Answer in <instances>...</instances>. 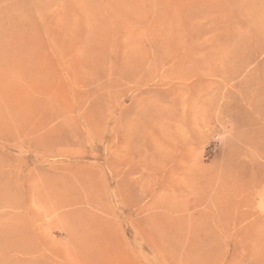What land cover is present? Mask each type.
I'll list each match as a JSON object with an SVG mask.
<instances>
[{
	"label": "rangeland",
	"instance_id": "374dc122",
	"mask_svg": "<svg viewBox=\"0 0 264 264\" xmlns=\"http://www.w3.org/2000/svg\"><path fill=\"white\" fill-rule=\"evenodd\" d=\"M0 166V264H264V0H0Z\"/></svg>",
	"mask_w": 264,
	"mask_h": 264
},
{
	"label": "bare ground",
	"instance_id": "6f19581e",
	"mask_svg": "<svg viewBox=\"0 0 264 264\" xmlns=\"http://www.w3.org/2000/svg\"><path fill=\"white\" fill-rule=\"evenodd\" d=\"M0 168H1V166H0ZM10 179V178H9ZM3 180V179H2ZM258 180V179H257ZM260 180V179H259ZM262 181V180H261ZM5 183V182H4ZM8 184V183H7ZM1 185H3V184H1ZM1 187V186H0ZM5 187V186H4ZM16 188V187H15ZM3 189H5V188H3ZM8 189V188H7ZM16 192H17V190H16ZM10 193V192H9ZM249 193V192H248ZM250 194V193H249ZM1 195V194H0ZM3 195V194H2ZM2 195L0 196V197H2ZM248 195V194H247ZM8 196V195H7ZM37 196H39V195H37ZM246 196V195H245ZM6 197V196H5ZM7 198V197H6ZM5 198V199H6ZM14 198V197H13ZM39 198V197H38ZM0 201H1V199H0ZM6 200H4L3 202H5ZM17 202V201H16ZM4 205V204H3ZM14 205V204H13ZM1 206V205H0ZM5 206H7V205H5ZM11 207V206H10ZM23 207V206H22ZM18 208V207H17ZM5 214H7L8 215V213H5ZM4 214V215H5ZM19 214V213H18ZM1 215H2V213H1ZM14 215V214H13ZM3 216V215H2ZM16 217H17V214H16ZM21 217V216H20ZM7 218H8V216H7ZM5 219V218H4ZM10 219H12V218H10ZM6 220V219H5ZM1 222V221H0ZM4 222H6V221H4ZM2 224H4V223H2ZM7 224H9V223H7ZM10 224H12V223H10ZM9 224V225H10ZM5 225V224H4ZM1 227V226H0ZM11 227V226H10ZM6 228H7V226H6ZM6 228H4V229H6ZM9 228V227H8ZM14 228V230H15V227H13ZM2 229H3V226H2ZM1 230V229H0ZM10 230H13V229H10L9 228V231ZM1 231H4V230H1ZM0 231V232H1ZM5 232V231H4ZM3 232V233H4ZM8 232V231H7ZM2 233V232H1ZM6 233V232H5ZM19 233V232H18ZM7 234V233H6ZM11 235V234H10ZM0 236H3V234L2 235H0ZM16 236V235H15ZM3 237H5V236H3ZM17 237V236H16ZM12 238H13V236H12ZM19 238V237H18ZM4 238H2V240H3ZM15 239H13L12 240V242L14 241ZM1 242V241H0ZM4 242V241H3ZM6 244V243H5ZM8 244V243H7ZM14 244V243H13ZM3 245V244H2ZM9 245V244H8ZM14 245H12V247H13ZM8 247V246H7ZM19 247H21V246H19ZM15 248H16V246H15ZM24 248V247H23ZM8 249V248H7ZM14 250V249H13ZM17 250V249H16ZM5 252V251H4ZM10 252V251H9ZM14 252V251H13ZM16 253V252H15ZM9 254V253H8ZM9 256H11V254L9 255ZM14 257V256H13ZM2 258H4V257H2ZM8 258V257H7ZM12 258V257H11ZM27 263V262H26ZM25 264V263H24Z\"/></svg>",
	"mask_w": 264,
	"mask_h": 264
}]
</instances>
